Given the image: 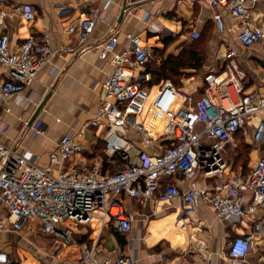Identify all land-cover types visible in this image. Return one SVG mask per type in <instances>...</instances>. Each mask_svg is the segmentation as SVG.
Masks as SVG:
<instances>
[{"label": "built area", "instance_id": "built-area-1", "mask_svg": "<svg viewBox=\"0 0 264 264\" xmlns=\"http://www.w3.org/2000/svg\"><path fill=\"white\" fill-rule=\"evenodd\" d=\"M9 0H0V23L4 22ZM219 11L213 15L220 32L224 31L223 12L240 22L238 41L252 47L264 39V25L258 20L256 8L264 0H207ZM11 13L27 21L35 18L30 7L16 4ZM99 8L83 15L68 30L78 35L80 50L90 47L89 39L100 21ZM115 30V29H114ZM199 30L186 38L197 39ZM128 44L117 50L115 33L106 36L97 47L102 57L112 56L113 69L101 84L102 95L94 116L65 132L55 149L48 153L54 170L40 165L31 151H20L1 138L0 129V203L6 215L0 218V229L38 231L73 240V226L99 223L100 234L105 226L114 225L121 233L131 234L138 219L135 211L123 203V196L133 199H179L183 210L177 225L187 226L201 204L212 208L221 219H239L264 205V156L244 174L241 169L228 174L225 147L234 143L235 133L256 120L252 130L255 144L264 142V93L246 91V72L236 59V51L227 53L220 69L205 74V90L193 100L164 80L157 94L147 105L152 74L148 63L154 60L153 50L144 43L140 33L128 32ZM78 47L54 48L47 36L32 32L26 39L11 46L7 32L0 33V108L7 111V101L22 94L58 54L78 55ZM264 82V81H263ZM147 105V106H146ZM145 112L143 113L144 108ZM140 115V119H139ZM98 129L95 140H103L108 163L117 167L104 170L102 162L92 165L84 159L89 149L86 133ZM113 129L133 130L140 147ZM29 131L42 133V128ZM148 146L158 150L148 152ZM144 148V149H143ZM108 150L110 151L108 153ZM80 157L68 166V161ZM84 157V158H83ZM216 178L212 185L192 184L180 188L163 183L162 178L181 174L188 179L199 172ZM251 202H247L248 195ZM249 199V200H250ZM117 207V212H112ZM264 235V213L255 220L251 230L234 236L228 253L232 260H243L254 242ZM194 247L205 249L202 240L193 238ZM80 264H135V256L118 251L113 256L98 254V241H82ZM0 264H14L0 242ZM173 264L190 262L185 254Z\"/></svg>", "mask_w": 264, "mask_h": 264}, {"label": "crops", "instance_id": "crops-1", "mask_svg": "<svg viewBox=\"0 0 264 264\" xmlns=\"http://www.w3.org/2000/svg\"><path fill=\"white\" fill-rule=\"evenodd\" d=\"M16 4L30 6L36 12L35 18L27 21L22 16L11 13L12 7ZM96 8H99L101 19L90 36V47L80 50L78 35L70 32L68 28ZM5 10L8 13L4 22L0 23V33L9 34L12 47L35 32L47 36L54 48L72 46L78 47L80 52L78 55L71 52L55 55L36 81L22 94L14 95L7 101L6 106L11 109L10 111L0 108L2 140L20 151H31L40 165L52 170L54 168L50 164L48 153L56 148L62 135L69 128L90 120L98 108L102 95L101 84L113 69L114 63L111 55L101 56L97 45L113 33L118 37L117 50L128 44L126 34L134 32L140 33L144 43L152 50L163 49L168 55L177 54L184 43L196 41L186 38L185 35L192 30H199L201 37L196 42L197 50L202 51L205 56L203 64L199 69L194 66L184 69L186 75L178 78L176 82L168 79L176 88L193 100L197 99L204 92L205 74L220 69L227 53L235 50L239 66L247 75L246 91L258 90L264 93V39L255 46L249 48L243 46L237 39L240 22L227 12H223L224 31L220 32L213 17L219 9L212 7L207 0H9ZM256 12L258 20L264 25V4H259ZM166 39L172 41L165 46ZM161 59L158 57L152 63L159 66ZM4 70L5 66L0 64V75ZM158 81L149 87V100L157 94L159 85L164 80ZM43 103L42 109L32 120L34 113ZM253 122L243 130L244 135L248 137L247 142L254 144L250 154V167L264 156V142L255 144L251 137L252 130L248 135L249 127H254ZM39 127L43 129L42 133L29 131L30 128ZM113 132L114 135H123L140 147V140L135 131L113 129ZM98 133V129L92 128L86 133L89 149L83 158L90 165L103 163L102 157L95 152L100 140H95ZM145 150L152 152L158 149L155 146H148ZM79 158L75 157L68 161V166ZM232 171L237 170L232 166L226 170L228 174ZM215 181L216 178L208 177L201 171L193 179L185 178L181 174L162 178L163 183H174L180 188H187L193 183L198 186L212 185ZM250 195L247 202H251ZM122 199L124 205L138 215L132 233L125 234L127 243L124 246H121L111 233L112 224L103 229L106 236L113 240L112 248L106 246L105 238L99 242L102 233L100 234L97 222L91 224L93 226L97 224L98 228L88 238L87 225L80 224L76 228L73 226L76 233L78 232L76 247L71 248L70 245L66 250L59 244L60 238L38 231L36 233L40 236L46 235V238L52 236L54 239L50 245L53 248L49 247L53 252L59 250L46 263L80 264L79 243L86 240L94 244L98 241L97 251L101 257L113 256L121 250L134 255L135 264H173L182 254H185L190 262L199 264H264V235L254 242L245 259L232 260L228 253L232 238L251 230L255 220L264 213V205L254 212L245 213L239 219L227 220L219 218L212 208L201 204L196 216L191 218L187 226L181 227L177 225L183 210V204L179 199L163 202L157 199L137 200L127 195ZM5 215V207L0 203V218ZM16 232L9 227L0 229V242L8 253L9 242L15 238ZM23 232L33 235L27 230ZM193 238L202 240L206 248H195ZM164 242L168 244L169 250L158 251L157 245ZM169 251L174 255L172 256Z\"/></svg>", "mask_w": 264, "mask_h": 264}, {"label": "trees", "instance_id": "trees-1", "mask_svg": "<svg viewBox=\"0 0 264 264\" xmlns=\"http://www.w3.org/2000/svg\"><path fill=\"white\" fill-rule=\"evenodd\" d=\"M171 41L172 39H166L165 46L168 45V43ZM196 41L194 40L191 43H184V45L181 47L180 51L177 54L170 53L165 58L163 57L161 59L162 61L159 66H156V64L152 62H154L155 59L158 58V56H162L164 50L159 48H154L153 50L154 60L151 63H148L147 65V71H149L152 74V79L149 82V85H151L154 82L156 83V81L158 80H160L158 82H161L163 80L171 79L172 81L176 82L178 78L186 75L184 69L190 68L191 66H194L196 69H199L200 66L203 64L205 56L202 54V51L197 50ZM243 136H244L243 130H239L238 132L235 133L236 139H240V138L244 139ZM98 143L99 146H96L95 152L96 155H100L102 157L103 159L102 164L104 170H109L111 172L116 171L117 167H113L108 163V154L106 153L104 141L99 140ZM100 148H102V150H100ZM238 150L240 152L234 153L232 156L234 159L233 164L237 166V168L240 166L245 168L244 170L242 169V172L244 174H247L252 168L249 166L252 145L247 141L243 140L241 141V144L238 147L236 143V151ZM244 152L246 153L247 156L244 160H241V155ZM238 160H240L241 162ZM111 233L116 237L117 241L120 243L121 246H124L127 243L126 235L121 233L114 225H111Z\"/></svg>", "mask_w": 264, "mask_h": 264}, {"label": "rangeland", "instance_id": "rangeland-1", "mask_svg": "<svg viewBox=\"0 0 264 264\" xmlns=\"http://www.w3.org/2000/svg\"><path fill=\"white\" fill-rule=\"evenodd\" d=\"M167 56L166 53H163L162 56H158L161 58H165ZM150 103V100L148 99L147 105ZM146 105V106H147ZM146 107L143 110V113L145 112ZM140 115H139V119H140ZM253 130V128L250 126L248 129V135H249V131ZM244 139L240 138V139H236L234 138V143H228L225 147V158L228 162V166L229 167H233L234 170H239V168H241V170L245 169L243 167H238L235 166L233 164L234 159H233V154L234 153H238L240 152L239 150L236 151V143H237V147L241 144V141H247L248 137L246 135L243 136ZM252 145V147H254V144L250 143ZM100 150H102V148H100ZM246 153L244 152L241 155V160H244L246 158ZM240 161V160H238ZM241 162V161H240ZM250 162H251V156H250ZM241 164V163H240ZM116 209L118 210V208L116 207ZM83 225V224H81ZM75 226V225H74ZM111 227V226H110ZM76 228V226H75ZM74 228V232H73V240H70L69 242L65 241L61 236L59 235H55V237L60 238L59 240V244H62V249L66 250L70 245H72L71 248H75L76 247V241L78 238V232L76 233V229ZM98 228V225L96 224L95 226L93 225H87V231H86V236L87 238L89 237L90 234L96 232V229ZM105 232V231H104ZM102 232V234L100 235V240L99 242H101L102 238H105V243L106 246H109V248L111 247V243L113 242L112 238L109 236H106V232L104 233ZM51 235V234H50ZM106 236V237H105ZM45 237V238H43ZM99 238V237H98ZM54 238L52 236H50V238H46V235L40 236L39 234L35 233L33 235H28L25 234L22 231H17L15 233V238H13V240H11L9 242V253L14 261L15 264H47L46 262L52 258L53 254L58 253L59 250H55L54 252L50 249L49 246H51V242H53ZM62 240V241H61ZM65 243V244H64ZM58 246V245H57ZM61 246V245H59ZM53 248V246H51ZM48 248V249H47ZM112 248V247H111ZM50 249V251H49ZM156 249L158 251L161 250H167L168 249V244L167 243H163V244H159L157 245ZM169 250V249H168ZM75 253H76V249H75ZM169 253L173 256L174 253L172 251H169ZM76 258V257H75Z\"/></svg>", "mask_w": 264, "mask_h": 264}, {"label": "water", "instance_id": "water-1", "mask_svg": "<svg viewBox=\"0 0 264 264\" xmlns=\"http://www.w3.org/2000/svg\"><path fill=\"white\" fill-rule=\"evenodd\" d=\"M43 105H44V103L39 106L38 110L34 113V116L32 117V120H34L36 118V116L38 115L39 111L42 109Z\"/></svg>", "mask_w": 264, "mask_h": 264}, {"label": "bare ground", "instance_id": "bare-ground-1", "mask_svg": "<svg viewBox=\"0 0 264 264\" xmlns=\"http://www.w3.org/2000/svg\"><path fill=\"white\" fill-rule=\"evenodd\" d=\"M118 210L116 209V207H113V209H112V212H117Z\"/></svg>", "mask_w": 264, "mask_h": 264}]
</instances>
